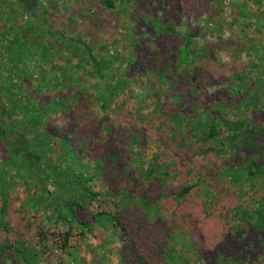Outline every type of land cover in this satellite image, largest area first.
Listing matches in <instances>:
<instances>
[{"label": "trees", "instance_id": "16d2710c", "mask_svg": "<svg viewBox=\"0 0 264 264\" xmlns=\"http://www.w3.org/2000/svg\"><path fill=\"white\" fill-rule=\"evenodd\" d=\"M117 1L91 3L106 13L114 12ZM252 2H238L236 16L230 10L240 35L230 29L228 66L216 61L214 46L188 44L187 36L168 64L164 59L152 69L157 59H147L146 39L131 28L130 39L121 45L127 53L119 47L112 55L106 51L108 61L92 48L100 45L98 37L87 32L96 25L99 33L101 22L94 14L89 17L75 6L59 29L52 17L61 18L67 10L59 15L38 0H0V165L10 164L12 185L19 178L36 189L26 193L29 208L70 221L57 232L62 244L54 247L60 253L73 248L68 244L73 234L97 235L99 244L98 232L111 225L127 237L122 243L99 244L103 256L98 264H264V0ZM20 7L28 21L14 17ZM73 12L80 29L68 30L67 22L75 24ZM141 20L158 29L156 20L146 15ZM48 34L77 46L87 58L80 57L73 67L87 64L90 74L102 80L89 89L80 78L62 81L45 71L56 45L47 43ZM114 58H127L126 65L117 66ZM155 71L164 76L158 86L148 79ZM67 97L74 98L70 107ZM98 99L97 108L93 101ZM111 106L118 108L113 119L100 114V108ZM62 111H67L63 122L54 125L57 119L49 116ZM168 176L176 180L169 195L190 197L200 214L226 209L219 213L225 225L220 237L198 239L201 229L185 212L169 216L149 206L156 203L150 187L133 196L135 189L128 186L129 179L163 183ZM4 190L0 183V194ZM127 199H133L132 205H124ZM6 208L3 200L1 210ZM82 209L81 219L77 211ZM129 218L135 222L130 229ZM0 228L11 231L9 222ZM4 246L11 250L6 259L35 262V245L15 239Z\"/></svg>", "mask_w": 264, "mask_h": 264}, {"label": "rangeland", "instance_id": "374dc122", "mask_svg": "<svg viewBox=\"0 0 264 264\" xmlns=\"http://www.w3.org/2000/svg\"><path fill=\"white\" fill-rule=\"evenodd\" d=\"M38 1L44 4L48 3L49 7L59 15H61L64 10H67L61 18L52 17L53 23L59 29H61V23H64L69 16V11L73 10L75 6L76 8H82L84 11H82V13H86L89 17L94 14V20L101 22L98 24L100 27L98 28L99 33L95 35L96 25H93L87 32L89 33V37H98L100 45L93 44L92 48L98 56L108 61L112 60V58H109V55H112L118 47L122 54L127 53L128 48L123 49L121 45L126 43L124 38L130 39L128 35L129 28H131V33L137 35V38L143 36V40L146 39L145 49L148 55L147 59H157L154 65L150 66L153 67L152 69L155 68L156 64L162 63L161 60L164 59L165 64H168L174 53L185 45L187 36L190 37L188 44L194 42L197 47L202 45L214 46L213 49L215 51L216 61L222 66H228L229 56L226 53L225 42L226 39L231 36L230 29L240 35L237 27L233 25L230 10L233 9V16H236L238 13L237 8L240 9L242 4L238 2H244V0H118L114 12L103 13L102 8L99 9L98 4L91 3V0H83L84 2L82 4L78 2L79 0ZM229 3L237 4L233 8L232 6L228 7ZM253 6H255L254 3ZM73 14L75 17V24L67 22L69 25L68 30H70V28L72 30H74V28L80 29V25L76 20V13L73 12ZM142 15H146L149 20H156L158 29L156 30L150 21L144 24L141 20ZM14 17L18 20L28 21V13L21 7L15 10ZM46 38L49 40L47 43L56 41V45L53 46L52 53H55L51 58L49 66H45V71H49V73L52 72L54 77L58 76L62 81L63 79L71 77L80 78L88 82L89 89L102 80V78L95 76L96 74H90L92 70L87 64H81L79 68L73 67L75 64L78 65L80 57L83 56L84 59L87 58L77 46L70 47V45H63L59 40L57 41L54 36L52 37L49 34ZM141 43L143 44V42ZM211 49L212 48H210V50ZM106 51H108L109 55L106 54ZM155 51L159 53L153 55ZM132 56L135 57V54ZM126 61L127 58H114V62L119 64L117 66L123 65L122 67H124ZM110 78L111 77H108V79ZM148 79L158 83L156 84V86H158L159 83L164 80V76H162V72L155 71L148 76ZM5 89L6 91H10L12 88L11 86H6ZM73 101L74 98L70 99V97H67L65 105L70 107V105L74 104ZM99 102L100 99L93 101L97 108L100 107ZM113 104L114 102H112V105ZM108 105L109 102L106 103V106ZM261 107L264 109L263 104ZM100 111V114L104 111L108 116L107 118L113 119V115L117 114L118 108L111 106L108 110H106V108H100ZM66 112L67 111L54 113L50 115L49 118L57 119L53 122L54 125H56V123L61 124L63 122L61 116ZM114 123L115 122L109 124L113 126ZM1 155L2 148L0 145V159ZM0 163H2L1 160ZM10 170V164L0 165V183L5 185L6 190V192L4 190L3 195L0 194V225L4 221L5 224L9 222L11 226V231L9 233H6L0 228V248L3 247L4 249V252L0 253V264H21L20 262L15 263L13 260L6 259V257H10L9 253L11 250L4 245L7 241H14L15 239H21L25 244L35 245L38 249L33 252L36 258L35 262L31 264H98L103 256L102 249L98 247L99 244L110 246L113 243H122L125 241L127 234L124 233L123 230L119 232L113 230L111 225H109L107 231L98 232L101 236V242H99V244V237L97 235L79 238L77 234H73L70 236L68 242L73 248H68V250L60 253V250L55 248L62 244L60 240L61 235H58L57 232L61 228H68L70 226V221H58V217L54 212L45 215L42 211L29 208L30 206L25 203L26 193H28L29 190L34 192L36 189L33 186L26 187L21 184L22 180L19 178L18 180L13 179L15 183L12 185L9 179ZM165 179L166 181L163 183L159 179H154L153 181L148 179L145 180L144 178L129 179L128 186L129 189H135V191L132 192L133 196L143 195L145 191H148L146 188L150 187L151 190L149 193L153 196L156 193V196L153 197L156 203L155 206H149L154 209L158 207V210L161 208L162 211L169 216L178 215L180 211L183 213L185 212L187 219H192L201 229L202 233L198 236V239L211 242L217 236L220 237L221 226L225 225L219 213L221 211L226 212V209L218 211L210 210L206 212V215L200 214L198 208L193 206L195 201H191L190 197L184 198V195L177 197L169 195L170 192L168 191L175 188L174 181L176 180H171L172 178L170 176ZM124 181V183L127 184V178ZM50 187L54 188L53 185ZM3 200L7 201L8 204V208L4 211L1 210ZM132 201L133 199H127L124 201V205L130 206L132 205ZM227 202L228 199L225 198L221 204L224 206ZM95 205L96 203L93 208ZM84 211V209L77 211L81 219ZM137 214L140 215V212L137 211ZM84 217L86 218V216ZM137 219L145 223L141 215L140 218L137 215ZM174 222L178 223L177 219ZM72 224L74 225L73 230L79 233L76 222H72ZM128 224L131 225L129 229L130 227H135L133 218L128 219ZM40 230L45 234V237L39 232ZM40 236H42V239ZM85 238H87V240Z\"/></svg>", "mask_w": 264, "mask_h": 264}]
</instances>
